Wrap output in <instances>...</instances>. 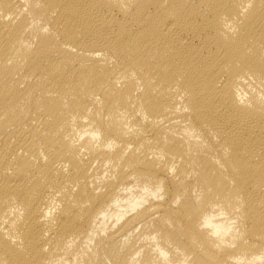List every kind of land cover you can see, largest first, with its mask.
Returning a JSON list of instances; mask_svg holds the SVG:
<instances>
[{
	"label": "bare ground",
	"instance_id": "6f19581e",
	"mask_svg": "<svg viewBox=\"0 0 264 264\" xmlns=\"http://www.w3.org/2000/svg\"><path fill=\"white\" fill-rule=\"evenodd\" d=\"M0 264H264V0H0Z\"/></svg>",
	"mask_w": 264,
	"mask_h": 264
}]
</instances>
